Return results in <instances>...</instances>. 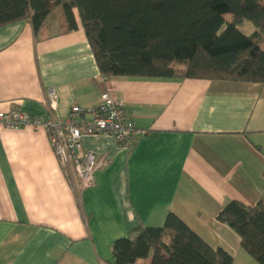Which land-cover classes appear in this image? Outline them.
Returning <instances> with one entry per match:
<instances>
[{
	"label": "crops",
	"instance_id": "0c3cea01",
	"mask_svg": "<svg viewBox=\"0 0 264 264\" xmlns=\"http://www.w3.org/2000/svg\"><path fill=\"white\" fill-rule=\"evenodd\" d=\"M73 14V31L59 8L38 37L29 20L0 27V112L48 118L52 90V116L62 121L73 106L96 107L111 88L149 134L129 150L113 137H84L83 151L109 165L83 189L45 129L0 124V264H113L116 240L162 227L171 213L233 264H259L218 216L233 201L264 203V84L105 78Z\"/></svg>",
	"mask_w": 264,
	"mask_h": 264
},
{
	"label": "trees",
	"instance_id": "16d2710c",
	"mask_svg": "<svg viewBox=\"0 0 264 264\" xmlns=\"http://www.w3.org/2000/svg\"><path fill=\"white\" fill-rule=\"evenodd\" d=\"M58 8L69 31L78 28V11L105 78L264 84V0H0V27L29 20L38 37ZM246 22L254 27L249 35L239 29ZM218 220L264 264V203L230 202ZM112 251L113 264L151 256V264H233L229 253L209 246L172 213L162 227H140L116 240Z\"/></svg>",
	"mask_w": 264,
	"mask_h": 264
},
{
	"label": "built area",
	"instance_id": "2783aa9c",
	"mask_svg": "<svg viewBox=\"0 0 264 264\" xmlns=\"http://www.w3.org/2000/svg\"><path fill=\"white\" fill-rule=\"evenodd\" d=\"M57 100L56 93L51 90L46 100L50 112L48 118L35 117L12 108L8 112H0V124L11 130L25 127L45 129L55 155L63 166L74 167L83 189L95 187L96 172L109 165L105 158H97L93 153L83 151L84 137H113L124 149L129 150L139 138L149 134L127 118L123 103L114 98L111 88L101 95L96 107L86 109L73 106L68 117L62 121H56L52 116L57 108Z\"/></svg>",
	"mask_w": 264,
	"mask_h": 264
},
{
	"label": "rangeland",
	"instance_id": "374dc122",
	"mask_svg": "<svg viewBox=\"0 0 264 264\" xmlns=\"http://www.w3.org/2000/svg\"><path fill=\"white\" fill-rule=\"evenodd\" d=\"M225 18H226L227 21H231L232 20V16L231 15H226ZM239 29H240L241 32H243L246 35H249V34H251L254 31V27L248 22H246L245 24L240 26Z\"/></svg>",
	"mask_w": 264,
	"mask_h": 264
}]
</instances>
